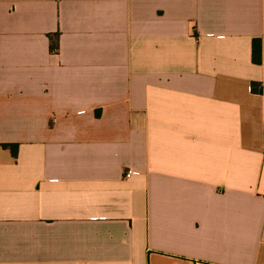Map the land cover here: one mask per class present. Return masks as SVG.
I'll return each instance as SVG.
<instances>
[{
  "label": "crops",
  "instance_id": "0c3cea01",
  "mask_svg": "<svg viewBox=\"0 0 264 264\" xmlns=\"http://www.w3.org/2000/svg\"><path fill=\"white\" fill-rule=\"evenodd\" d=\"M0 264H264V0H0Z\"/></svg>",
  "mask_w": 264,
  "mask_h": 264
},
{
  "label": "trees",
  "instance_id": "16d2710c",
  "mask_svg": "<svg viewBox=\"0 0 264 264\" xmlns=\"http://www.w3.org/2000/svg\"><path fill=\"white\" fill-rule=\"evenodd\" d=\"M53 48L57 49V46H54ZM253 61L255 63H261L262 62V41H261V39H254L253 40ZM5 146H11L13 148L14 152L17 151V144L5 145Z\"/></svg>",
  "mask_w": 264,
  "mask_h": 264
},
{
  "label": "built area",
  "instance_id": "2783aa9c",
  "mask_svg": "<svg viewBox=\"0 0 264 264\" xmlns=\"http://www.w3.org/2000/svg\"><path fill=\"white\" fill-rule=\"evenodd\" d=\"M130 175V173H127V176H129Z\"/></svg>",
  "mask_w": 264,
  "mask_h": 264
}]
</instances>
